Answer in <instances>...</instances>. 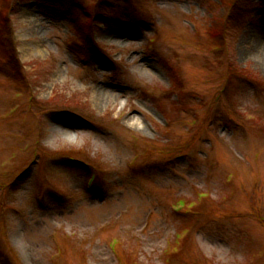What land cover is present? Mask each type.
I'll use <instances>...</instances> for the list:
<instances>
[{"label": "rangeland", "instance_id": "374dc122", "mask_svg": "<svg viewBox=\"0 0 264 264\" xmlns=\"http://www.w3.org/2000/svg\"><path fill=\"white\" fill-rule=\"evenodd\" d=\"M256 40L264 0H0V264H264Z\"/></svg>", "mask_w": 264, "mask_h": 264}, {"label": "bare ground", "instance_id": "6f19581e", "mask_svg": "<svg viewBox=\"0 0 264 264\" xmlns=\"http://www.w3.org/2000/svg\"><path fill=\"white\" fill-rule=\"evenodd\" d=\"M255 43H256V45H257L258 47H264V41H263V40H260V41H259V40H258V41L256 40ZM104 92L106 93L105 90H104Z\"/></svg>", "mask_w": 264, "mask_h": 264}]
</instances>
